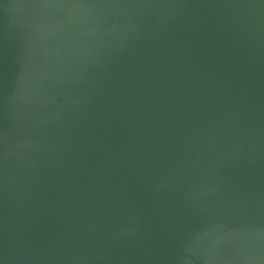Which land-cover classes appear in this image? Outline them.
<instances>
[{
    "label": "water",
    "instance_id": "95a60500",
    "mask_svg": "<svg viewBox=\"0 0 264 264\" xmlns=\"http://www.w3.org/2000/svg\"><path fill=\"white\" fill-rule=\"evenodd\" d=\"M0 264H264V0H0Z\"/></svg>",
    "mask_w": 264,
    "mask_h": 264
}]
</instances>
